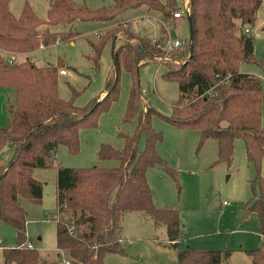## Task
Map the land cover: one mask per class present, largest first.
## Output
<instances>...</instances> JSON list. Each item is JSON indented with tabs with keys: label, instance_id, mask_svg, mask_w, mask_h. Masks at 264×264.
<instances>
[{
	"label": "trees",
	"instance_id": "1",
	"mask_svg": "<svg viewBox=\"0 0 264 264\" xmlns=\"http://www.w3.org/2000/svg\"><path fill=\"white\" fill-rule=\"evenodd\" d=\"M10 1L0 0V89L15 90L16 99L14 104L9 101L7 126L0 128V151L5 147L13 150L7 164L0 165V222L16 230V247L2 249L4 263L105 264L109 254H126L122 223L134 212L164 225L167 241L177 249L182 231L179 211L171 206L157 208L147 179L148 171L159 167L178 181L177 170L157 152L163 135L153 128L152 118L159 116L180 130L200 131V145L215 139V164L231 165L236 141L243 140L247 160L255 169L250 181L253 196L244 206V217H257L261 237L259 248L245 253L251 264H264V84L260 77L240 71L243 64L262 65L255 56V37L249 27L255 25L264 0H184L188 2L189 38L163 64V78L177 83L180 90L171 116L145 104L140 86L141 67L158 63L164 55L163 38L154 42L140 36L129 21L97 33L92 59L98 67L111 40L112 64L102 95L84 107L59 96L63 62L38 67L31 56L80 35L71 29L39 32L44 22L53 26H72L78 21L110 23L119 14L142 6L172 18L180 9L177 0H114L113 7L96 10L73 0H50L46 21L28 3L16 17L9 9ZM13 56H22L24 61L12 62ZM123 72L132 79L124 121H136L135 131L119 134L124 141L119 150L100 146L98 159L116 160L117 167L67 168L59 164L58 211L52 217L58 260L48 261L29 248V213L21 199L42 203L43 185L33 172L47 168L60 146H66L71 154L79 153L80 131L97 128L101 115L119 101ZM233 253L185 249L178 252V264H230Z\"/></svg>",
	"mask_w": 264,
	"mask_h": 264
},
{
	"label": "rangeland",
	"instance_id": "2",
	"mask_svg": "<svg viewBox=\"0 0 264 264\" xmlns=\"http://www.w3.org/2000/svg\"><path fill=\"white\" fill-rule=\"evenodd\" d=\"M85 4L90 9L111 8L114 0H73ZM165 3V0H158ZM187 2V1H186ZM184 0H177L180 7L177 12H185L188 7ZM28 3L37 16L46 21L50 0H11L9 9L16 17L20 16L23 6ZM183 12V13H184ZM174 16V14H173ZM129 21L140 36L153 40L163 38V52L158 63L142 66L140 86L144 103L153 107L164 116H171L174 104L180 98L179 86L163 78L166 62L171 60L173 50L166 49V42L171 37L187 42L190 29L188 21L174 17L165 18L159 12L142 6L119 14L110 23L76 22L65 24H44L39 32H67L70 29L80 34L72 41L38 50L31 56L38 66L56 65L63 62L66 75L59 77V96L63 100L74 99L79 107L86 106L90 100L102 95L106 79L112 64V46L110 40L105 45L98 67L92 57V43L99 41L98 32L110 25L116 26ZM264 1L258 13L256 23L249 27L255 37V56L262 65L243 64L241 73L253 74L264 78ZM119 45V43L117 44ZM181 48V47H179ZM18 56V55H17ZM17 62H23L22 56ZM132 84L131 75L123 72L120 78V98L107 113L99 118L95 129L80 131V151L71 154L66 146H60L53 162L47 168L35 169L33 177L43 185L41 204H33L21 199L27 209V237L30 245L42 258L57 261V230L53 220L57 213V178L61 164L67 168L117 167L116 160L100 161L98 150L101 145H110L121 149L124 141L120 133L132 134L136 121L126 123L124 115ZM15 90L0 89V128H5L9 120V101L14 104ZM264 121V112H263ZM152 126L163 135V141L157 145L158 154L171 168L177 170L176 182L163 169H150L148 183L153 192L157 208L171 206L179 211L182 231L177 249L167 241L164 225H156L151 219L140 213H129L123 218L122 246L125 255L109 254L105 264H178V252L191 249L196 251L232 250L234 254L230 264H251L245 251L255 250L261 245L258 234L257 217L252 214L245 218L244 206L253 196L250 181L255 176V169L248 162L242 139L236 141L234 160L231 165L215 164L218 158V144L215 139L200 145L201 135L197 130H180L159 116H153ZM144 146V137L139 148ZM13 150L5 147L0 151V165L9 161ZM264 176V161L262 163ZM0 264H5L2 249L16 247V230L7 223L0 222Z\"/></svg>",
	"mask_w": 264,
	"mask_h": 264
},
{
	"label": "built area",
	"instance_id": "3",
	"mask_svg": "<svg viewBox=\"0 0 264 264\" xmlns=\"http://www.w3.org/2000/svg\"><path fill=\"white\" fill-rule=\"evenodd\" d=\"M184 12V11H183ZM182 11L181 12H177V13H175L174 14V19L175 20H177V19H181V18H185V16H186V14L188 13V9L183 13ZM249 32V30L247 29L246 30V33H248ZM155 41H157L156 39L154 40V42ZM167 44H166V49L167 50H173V49H177V48H179V47H183L185 44H186V42L185 41H183V40H180V39H173V38H169L168 39V41L166 42ZM16 60V58L13 56L12 57V62L13 61H15ZM60 74L61 75H65L66 74V72H65V70H62L61 72H60ZM262 81H263V84H264V78H262ZM1 244V243H0ZM29 248L30 249H33V247H32V245H29Z\"/></svg>",
	"mask_w": 264,
	"mask_h": 264
},
{
	"label": "crops",
	"instance_id": "4",
	"mask_svg": "<svg viewBox=\"0 0 264 264\" xmlns=\"http://www.w3.org/2000/svg\"><path fill=\"white\" fill-rule=\"evenodd\" d=\"M187 4H186V6H188V2H186ZM180 19H177V20H175L176 22H178ZM106 28V27H105ZM42 49H45V48H42ZM41 50V49H40ZM35 54V53H34ZM33 54V55H34ZM66 75V74H65ZM65 75H62V76H65ZM261 78V77H260ZM262 79V78H261ZM29 221V220H28ZM0 243H1V241H0ZM0 246H1V244H0ZM33 247V246H32ZM234 254V253H233ZM233 256V255H232ZM232 258V257H231Z\"/></svg>",
	"mask_w": 264,
	"mask_h": 264
}]
</instances>
